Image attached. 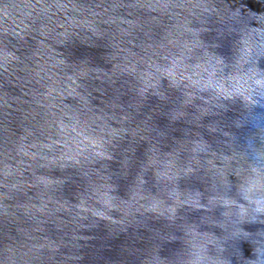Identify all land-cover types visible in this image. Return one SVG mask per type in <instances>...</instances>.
I'll use <instances>...</instances> for the list:
<instances>
[{"label":"water","instance_id":"water-1","mask_svg":"<svg viewBox=\"0 0 264 264\" xmlns=\"http://www.w3.org/2000/svg\"><path fill=\"white\" fill-rule=\"evenodd\" d=\"M0 264H264V0H0Z\"/></svg>","mask_w":264,"mask_h":264}]
</instances>
